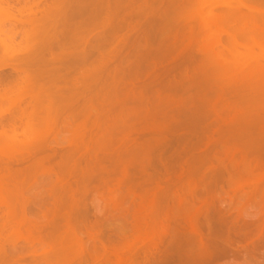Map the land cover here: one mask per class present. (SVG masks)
I'll return each mask as SVG.
<instances>
[{
	"label": "bare ground",
	"instance_id": "obj_1",
	"mask_svg": "<svg viewBox=\"0 0 264 264\" xmlns=\"http://www.w3.org/2000/svg\"><path fill=\"white\" fill-rule=\"evenodd\" d=\"M125 1L72 0V9L67 10L64 3L59 2L55 11L45 0H19L18 7H11L17 15H9L13 22L8 23L9 29L0 36V71L9 69L16 78L1 88L0 119L16 110L19 111V124L13 122L14 125L7 129L0 127V164L9 165L24 154L39 155L42 143L50 138L55 144L65 143L69 156L79 145H84L82 130L91 113L73 109L79 95L78 81L68 78L71 73L68 70L84 65L89 58L82 53L64 61L62 75V69L51 66V61L43 55L49 52L53 40L60 45L78 43L81 30L100 25L107 29L105 37L111 42L122 29L138 32L144 27L143 42L147 50L137 59L133 76L138 79L144 75L147 61L163 62L172 55L173 65L163 69L161 75L165 79L171 77L173 85L161 80L149 88L141 86L139 91L180 94L171 113L174 125L159 133L160 136L177 134L164 144L163 154L177 150L176 160H180L189 149L207 145V178L198 174L201 162L193 160L185 176L172 181L161 182L156 174L144 180L133 177L118 181L117 186L125 183L140 193L137 214L149 201V191L158 189L159 194L151 199L157 207L149 226L143 227L141 218L134 225L136 235L133 239L116 240L112 248V253L118 254L114 264H123L122 256L134 247L155 246L168 234L170 225L162 224L160 219L167 213L164 209L167 200H175L178 186L185 187L191 193V200L205 210L207 234L203 235L197 226L195 214H182L180 219L186 221L188 236L171 243L161 264H236L240 251L233 249L229 242L243 247L257 240L259 244L254 250L264 252L263 227L255 221L239 223V215L232 217L225 209V206L230 208L239 193L248 189L250 195L243 203L236 202L239 209L243 210L257 197L264 207V112H259L264 111V64L260 63H264V0H166L167 9L175 8L172 33L165 19H153L144 25L134 13L124 19L120 12ZM53 15L59 19L54 24L55 29H59L56 34L49 31ZM71 22L77 23L74 33L69 25ZM15 39L19 40L17 44ZM14 46L18 48L12 51ZM124 47L128 50L133 45ZM183 94L187 96L182 98ZM163 100L168 102V99ZM3 103H6L4 108ZM159 108L142 118L150 121L158 118L164 122L167 115ZM99 120L100 117L94 115L89 126L94 127ZM61 132L66 137L60 135ZM135 136L137 138L138 134ZM100 137L89 134L88 141L97 145ZM189 145L193 146L187 148ZM166 166L171 165L167 163ZM36 167L38 164L33 168ZM15 180L16 175L8 180L0 177V208L6 209L7 219L12 221L14 241L22 238L32 242L35 237L30 231H25V235L21 232L25 222L15 219ZM221 185L228 187L225 195L219 193ZM111 200L117 203L115 193ZM192 201L177 196L174 207L179 209L185 202L192 206ZM177 226L173 235L177 233Z\"/></svg>",
	"mask_w": 264,
	"mask_h": 264
},
{
	"label": "rangeland",
	"instance_id": "obj_2",
	"mask_svg": "<svg viewBox=\"0 0 264 264\" xmlns=\"http://www.w3.org/2000/svg\"><path fill=\"white\" fill-rule=\"evenodd\" d=\"M15 1L0 0V36L9 29L8 23L13 22L10 16L17 15L11 8L18 7L19 0ZM45 1L55 11L59 2H63L67 10L74 7L72 0ZM165 3L166 0H126L120 16L126 19L130 13H134L139 16L142 25L153 19H165V25L172 33L175 8L167 9ZM52 17L49 31L50 34H56L59 29H55L54 24L59 19L55 15ZM69 25L74 33L77 23L71 22ZM129 30L122 29L108 42L109 39L105 37L107 29L96 25L89 30H81L78 43L60 45L53 40L49 52L43 54L51 61V66L62 69V75L64 61L78 54L88 55L89 59L84 65L68 70L71 71L68 78H76L78 81L79 95L73 109H82V113L90 112L91 118L82 130L84 145H79L78 150L70 156L65 143L62 145L61 142L60 145L58 140L59 143L55 144V140L50 138L42 143L39 155L24 154L9 165L0 164V177L4 180L16 175L13 201L16 203V221L25 222L21 232L25 235L28 230L35 237L34 240L39 239L37 242L22 238L14 241L11 237L12 221L7 219L6 209L0 208V264H114L118 254L114 255L112 248L116 240L133 239L136 235L134 225L141 218L142 226H149L152 213L157 207L155 200L152 202L151 199L159 194L158 189L149 191V201L145 203L143 211L137 214L141 202L140 193L134 192L125 183L117 186L118 181L133 177L144 180L154 174L161 182L172 181L176 177L185 176L193 160L201 162L198 174L207 178V145L189 149L185 156H180V160H176L177 150L172 149L163 154L164 144L177 134L160 136L159 133L164 129L170 130L174 125L175 119L171 113L175 110V102L180 94L173 95L159 90L141 93L139 87L149 88L161 80L172 86V78L165 79L161 75L163 69L173 65L172 55L167 56L163 62L147 61L144 75L135 79L134 65L139 57L145 55L147 48L143 42L144 27L138 32ZM18 41L15 39V44ZM126 45L133 47L127 50L124 47ZM16 48L14 46L12 51ZM93 67L95 71L91 72ZM122 73L128 76L122 77ZM15 78L9 69L0 71V92L5 83ZM58 85L61 87V83ZM186 96L183 94L182 98ZM163 99H168V102ZM2 106L6 107V103ZM158 107L167 115L164 122L158 118L153 121L142 118L149 116ZM18 114L19 111L15 110L4 115L0 119V127L7 129L14 124L18 125ZM94 115L100 117V120L94 127H90L89 122ZM136 115L138 118H134ZM64 118L65 115L62 116ZM89 134L101 136L97 145L88 141ZM60 135L64 136V133ZM167 163L171 166L167 167ZM36 164L38 167L33 168ZM147 188L150 189L143 187L144 190ZM113 193L116 194V204L111 200ZM219 193L225 195L228 187L221 185ZM190 195L185 187L178 186L174 199L180 196L191 203ZM248 195L249 189L239 193L230 208L225 206L227 214L232 217L238 214L239 223L255 221L264 229V207L258 197L243 210L236 204L243 203ZM175 200H167L164 206L167 213L160 219L162 224L170 225L168 234L157 241L155 246L134 247L122 256L123 264H161L171 243L188 236L185 231L186 221L180 219L182 214H195L197 226L203 235L207 234L205 210L200 208L201 205L192 201L191 206L185 202L181 208L176 209ZM176 224L177 233L173 235ZM71 232L74 234L71 235ZM229 243L233 249L240 251L236 264H264V252L254 250L259 241L247 243L243 247L236 242Z\"/></svg>",
	"mask_w": 264,
	"mask_h": 264
}]
</instances>
